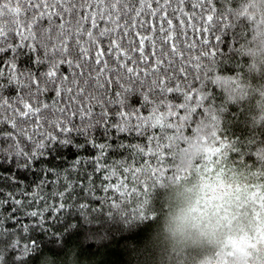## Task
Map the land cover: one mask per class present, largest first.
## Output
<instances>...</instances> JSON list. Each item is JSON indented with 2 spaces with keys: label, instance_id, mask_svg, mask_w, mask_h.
Returning <instances> with one entry per match:
<instances>
[{
  "label": "snow or ice",
  "instance_id": "snow-or-ice-1",
  "mask_svg": "<svg viewBox=\"0 0 264 264\" xmlns=\"http://www.w3.org/2000/svg\"><path fill=\"white\" fill-rule=\"evenodd\" d=\"M220 19L213 0H0V264H26L33 225L70 205L146 197L193 125L222 148L264 144L222 131L248 93Z\"/></svg>",
  "mask_w": 264,
  "mask_h": 264
},
{
  "label": "trees",
  "instance_id": "trees-1",
  "mask_svg": "<svg viewBox=\"0 0 264 264\" xmlns=\"http://www.w3.org/2000/svg\"><path fill=\"white\" fill-rule=\"evenodd\" d=\"M213 2L221 18L218 27L226 28L233 38L231 55L243 66L241 82L247 85L248 93L246 100L227 101L220 113L222 131L241 140L255 132L264 141V121L253 127L249 116L251 110L256 114L253 119L264 113V0ZM218 70L231 74L236 68L224 63ZM213 90L223 103L226 94L215 86ZM166 152L163 171L151 182L146 197L141 195L115 207L91 202L83 209L70 205L49 227L33 225L28 235L36 244L29 256L17 259L26 264H264V249L239 255L227 252L230 246L216 233L201 235V241L179 244L180 240L163 227L164 217L177 201V192L190 189L200 176L207 175L221 177L238 189L232 191L233 199L242 196L243 200L240 213L234 209L239 214L236 219L246 226L264 225V144L243 151L239 147L222 148L213 137L210 122L205 121L193 125L182 141H171ZM110 159L102 162L109 163ZM108 195L115 194L110 191ZM246 226L242 229L247 230ZM220 253L223 258L217 260Z\"/></svg>",
  "mask_w": 264,
  "mask_h": 264
},
{
  "label": "clouds",
  "instance_id": "clouds-1",
  "mask_svg": "<svg viewBox=\"0 0 264 264\" xmlns=\"http://www.w3.org/2000/svg\"><path fill=\"white\" fill-rule=\"evenodd\" d=\"M233 195L219 178L205 177L180 194L164 217L163 227L173 237L219 234L221 210L228 206ZM234 230L243 232L240 227Z\"/></svg>",
  "mask_w": 264,
  "mask_h": 264
},
{
  "label": "rangeland",
  "instance_id": "rangeland-1",
  "mask_svg": "<svg viewBox=\"0 0 264 264\" xmlns=\"http://www.w3.org/2000/svg\"><path fill=\"white\" fill-rule=\"evenodd\" d=\"M205 177H209V175L204 176V177L200 176L199 180H197V181H200ZM220 180L222 182L226 183L227 187L231 191L235 192L234 191L235 189L238 191L237 188H235L231 184L229 185L221 177H220ZM197 181H194L192 186ZM189 188L191 189L192 187H189ZM182 190H183V188H182ZM185 190H189V189L185 187ZM185 190H183V191H185ZM183 191L177 192L176 198H175L176 200L178 199V197L180 196V194ZM244 194H246V193H244ZM249 196H250V194H249ZM251 198H252V196H250V199ZM241 199H242V196L240 197L239 200L232 198V201L228 204V206L224 207L221 210V216H220L221 227L219 230V234H217V235L214 234L215 236L219 235V237L221 234L222 239L227 241L226 243L230 246V248L227 252H232V253H235L238 255L242 251H248L250 253V252H253V249H255V250L264 249V225L259 223L258 225L257 224H253V225L251 224V226H246L245 223H242L238 218L237 219L235 218L236 215L239 217V214L235 213L234 209H237V211L240 213L239 208L243 202V200H241ZM243 226L244 227L246 226L247 230L243 229V232H238V231L234 230L237 227L242 228ZM208 235H210V234H208ZM203 236H201V235H188L185 237H174V239L180 240L179 244H184L186 242L190 243L191 241H201L202 240L201 238ZM242 236L245 238H244L243 242L240 243L239 241H240V238ZM210 239L213 240L212 237H210ZM233 247L237 248V249L234 251ZM238 255H237V257H238ZM216 258H217V260H222L223 255L221 253L217 254Z\"/></svg>",
  "mask_w": 264,
  "mask_h": 264
}]
</instances>
